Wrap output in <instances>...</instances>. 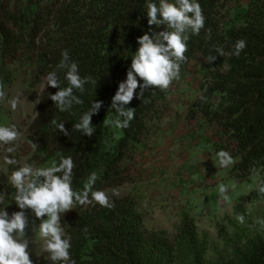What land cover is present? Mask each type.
Returning a JSON list of instances; mask_svg holds the SVG:
<instances>
[{
  "label": "trees",
  "instance_id": "1",
  "mask_svg": "<svg viewBox=\"0 0 264 264\" xmlns=\"http://www.w3.org/2000/svg\"><path fill=\"white\" fill-rule=\"evenodd\" d=\"M199 4L204 28L198 35L189 33L187 60L180 68L181 78L194 62L198 78L197 96L187 105L184 119L198 142L211 146L214 154L223 149L232 155L228 179L245 182L264 170V0H199ZM144 15V0H0V76L7 60H17L32 63L43 79L56 67L61 51L67 50L81 76L97 81L85 85L83 104L69 112H59L48 99L56 89L42 88L26 129L27 142L31 147L36 144L32 147L36 162L49 166L60 156L72 157L77 191L91 172L97 173L94 189L105 193L128 182L133 158L161 133L169 113L180 78L167 90L147 88L140 100L126 105L135 109L127 128L107 123L113 118L110 98L125 78L138 47L136 37L148 30ZM240 39L246 47L233 56L234 43ZM217 47L226 54L209 63L205 58L216 55ZM59 75L63 82V73ZM94 99L103 101V106L91 118L92 135L70 130ZM52 119L64 122L68 135L57 131ZM259 186L250 200L264 201ZM108 199L111 207L95 202L75 205L61 219L74 264H264V229L240 205L233 207L234 219L224 218L229 228L219 229L221 246H213L208 258L207 235L198 232L187 213L169 239L162 231L145 229L132 197ZM32 260L52 264L47 258Z\"/></svg>",
  "mask_w": 264,
  "mask_h": 264
},
{
  "label": "clouds",
  "instance_id": "2",
  "mask_svg": "<svg viewBox=\"0 0 264 264\" xmlns=\"http://www.w3.org/2000/svg\"><path fill=\"white\" fill-rule=\"evenodd\" d=\"M146 23L148 30L136 37L138 47L131 54L130 65L125 70V78L117 83V88L110 98L108 109L113 118L107 121L117 129L127 128L134 118L135 109L126 108L133 99L140 100L147 88L167 90L173 81L179 80L181 64L187 60L189 33L198 35L204 28V15L199 0H144ZM161 29L162 30H154ZM246 47L243 39L234 43L233 56H239ZM216 55L205 59L212 63L217 56L226 53L222 47L215 49ZM61 59L56 67L43 76L42 88L56 89L49 93L48 99L59 112H69L74 106L83 104L81 96L85 85H96L97 81L90 75L81 76L79 65L72 60L67 50L61 51ZM63 73V82L59 73ZM76 93H80L77 95ZM203 99V97H201ZM19 96L6 97L0 86V102H6L11 110H16ZM103 101H90L87 110L82 112L76 123L71 125L83 136H91L94 127L91 123L93 115L98 114ZM107 109V110H108ZM123 117V119H121ZM57 131L68 135L64 122L52 119L50 122ZM21 133L15 124L0 123V149L5 153L3 163L12 168L8 182L13 189L12 203L16 211L9 213L8 206H0V264H33L29 247L34 245L28 238L32 232L38 238L40 251L47 254V259L56 264H74L70 258V238L61 225L62 215L75 205L85 206L98 203L103 207H111L108 195L103 190L94 189L97 173L91 172L83 187L77 191L73 188L74 162L71 156H60L50 162L49 166L39 167L27 161L21 163L14 155L17 151ZM33 149L36 144H32ZM221 168L233 164L232 155L221 149L215 154ZM223 201H228V188L224 184L218 186ZM264 193V184L258 188ZM2 203V201H0ZM29 214L34 221L30 225ZM243 221V217H238Z\"/></svg>",
  "mask_w": 264,
  "mask_h": 264
},
{
  "label": "rangeland",
  "instance_id": "3",
  "mask_svg": "<svg viewBox=\"0 0 264 264\" xmlns=\"http://www.w3.org/2000/svg\"><path fill=\"white\" fill-rule=\"evenodd\" d=\"M0 86L8 99L19 96L16 110L6 102H0V123L15 124L21 133L17 151L13 153L21 163L27 161L35 166L47 164L32 159L33 149L26 140V129L34 117L38 97L42 90V77L36 74L32 63L17 60L5 62ZM197 69L192 62L178 82L169 113L161 124V133L154 136L141 154H137L129 168V181L122 186L108 190L110 196H130L143 216L147 231H162L172 239L181 215L187 213L199 233H206L212 256V247L221 246L218 236L220 228H229L224 218L234 219L233 207L240 205L255 223L264 229V201H252L250 195L264 183V170L245 182H235L227 177V168L219 167L213 149L198 142L185 121L184 113L188 104L197 96ZM3 149H0V206L12 203L13 189L8 182L12 168L3 163ZM228 188V201H223L218 186ZM9 213L16 211L11 204ZM68 211L62 218L68 216ZM30 225L34 223L29 214ZM28 238L34 245L30 258L43 260L47 254L40 251V241L32 232Z\"/></svg>",
  "mask_w": 264,
  "mask_h": 264
}]
</instances>
